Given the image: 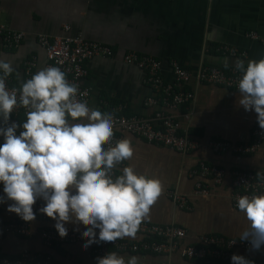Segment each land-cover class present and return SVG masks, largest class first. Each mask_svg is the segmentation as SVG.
<instances>
[{"label":"crops","instance_id":"1","mask_svg":"<svg viewBox=\"0 0 264 264\" xmlns=\"http://www.w3.org/2000/svg\"><path fill=\"white\" fill-rule=\"evenodd\" d=\"M0 24L25 34L20 47L0 52V59L14 70L9 75L15 85L23 83L24 62L32 55L37 60L35 72L46 67V52L38 41L40 34L81 36L110 45L114 55L88 59L87 74L82 79L91 89L88 105L102 111L145 117H153L162 110L170 113L161 104L146 102L157 93L147 83L144 70L124 62V53L128 51L161 60V73L167 82L175 79L171 59L190 71L191 78L184 88L194 93V99L171 113L181 129L197 139V148L184 153L117 129L114 133L119 139H130L133 148V155L119 168L130 165L136 172L161 181V193L150 207L148 218L142 222L184 228L182 245L196 244L201 236L210 234L239 240L248 221L233 203L232 173L236 169L264 173V154L258 151L239 157L233 152L219 153L212 149L210 142L215 139L251 142L257 123L255 113L237 105V90L199 82L196 73L203 65L225 68L227 63L225 69H229L237 58L247 61L264 54V44L248 35L256 31L264 36V0H0ZM65 26H69V30ZM222 44L236 46L247 55L225 54L219 49ZM10 119L21 121L13 115ZM203 163L224 170L220 183L194 173ZM198 182L208 185L210 192L196 193ZM172 191L186 196L187 207L179 206L170 194ZM12 221L25 222L7 212L5 205H0V223L6 225ZM26 223L29 234L0 228L3 256L18 257L29 251L34 255L49 254L60 264L96 263L98 256L94 250L103 242L85 249L82 242L86 237H83L80 241L48 246L41 238V229H54V221L36 216ZM66 226L80 233L79 229L87 225ZM143 238L136 233L118 241L135 242ZM108 251H115L125 259L135 255L140 264H230L215 259H189L179 252L157 254L114 247H109ZM233 251L249 259L264 260V251L243 247Z\"/></svg>","mask_w":264,"mask_h":264},{"label":"clouds","instance_id":"2","mask_svg":"<svg viewBox=\"0 0 264 264\" xmlns=\"http://www.w3.org/2000/svg\"><path fill=\"white\" fill-rule=\"evenodd\" d=\"M233 68L239 74L237 105L254 112L264 130V54L247 61L237 58ZM13 71L0 59V205L25 222L33 221L37 213L46 215L60 238L67 235L68 224L87 225L79 229L86 237L85 249L135 236L162 186L158 178L130 165L118 168L133 155V148L128 138L112 142V112L78 99V84L70 83L57 66L38 70L18 92L5 85ZM19 107L25 118L11 120ZM256 175L264 179L259 172ZM38 200L42 206L34 212ZM236 208L248 221L239 240L247 241L252 251L261 250L264 192L239 196ZM95 259L96 264H140L137 256L125 259L115 251ZM230 264L254 261L233 253Z\"/></svg>","mask_w":264,"mask_h":264},{"label":"built area","instance_id":"3","mask_svg":"<svg viewBox=\"0 0 264 264\" xmlns=\"http://www.w3.org/2000/svg\"><path fill=\"white\" fill-rule=\"evenodd\" d=\"M69 30V26H65ZM24 32L13 30L0 24V52L4 49L15 50L23 42ZM249 37L264 44V36L256 31L248 33ZM38 41L41 47L45 49L47 66H57L66 74V79L70 83L78 84L77 98L85 100L89 104L91 89L82 83V79L87 74L85 63L88 59L94 57L110 58L114 55V49L105 43L85 39L81 36L63 35L50 36L40 34ZM219 49L225 53L236 57H246L247 53L241 51L236 46L228 44L220 45ZM124 62L134 65L146 72V81L156 91V95L147 98V103L152 105L161 104L168 112L158 111L153 117H145L141 115L126 116L117 112H112L114 119L113 138L114 143L119 137L114 130L120 129L134 135L143 137L144 139L156 144L169 146L181 152L192 151L197 148L198 141L192 137L187 131L181 129L180 124L172 110L177 109L181 105L187 104L194 99V93L184 88V84L191 78V73L184 68L177 60L171 59L175 79L174 82H167L161 73L162 61L152 55L142 54L137 51H128L125 53ZM37 60L35 56H31L24 62V79L23 82L35 73ZM197 80L203 83L216 84L218 86L237 90L238 72L231 66L225 69L219 66H201L196 73ZM6 87L11 90L16 88L19 91L20 85H15L9 75L5 80ZM24 108L19 107L13 110L16 118L24 119ZM253 140L249 143H234L230 140L215 139L210 142L215 152H233L239 157L245 154L261 151L264 154V130H261L256 123L253 131ZM124 161L118 165L122 166ZM199 172L203 177H210L215 183H220L224 177V170L215 166L203 163ZM264 178V173L259 172ZM233 203L236 206V200L239 196L260 194L264 192V179H258L257 173L250 170L236 169L233 171ZM210 188L206 184L198 182L196 185V193L208 194ZM175 201L181 207H187V198L177 192L170 193ZM42 206V202H36L33 205V211L36 212L38 207ZM43 219L48 217L44 214L37 213ZM0 228L6 232H17L20 234H29L26 222L17 223L12 221L9 224H1ZM137 234L144 236L143 239L135 242H103L94 250V254L98 257L103 256L109 247L122 250L143 251L151 253H174L179 252L183 257L194 258L199 260H223L230 262V256L235 253L233 249L236 247L249 248L247 241H239L234 238H228L223 235H203L196 244L182 245V239L186 234V230L174 224H153L141 222ZM41 238L48 245L61 244L67 242L80 241L83 237L77 231L68 229L65 237L60 238L52 228H42ZM112 245V246H110ZM259 251H264V247ZM254 264H264V260L251 259ZM0 264H56L51 255H34L29 251H24L18 257H7L0 253ZM96 264V263H95ZM161 264H172L163 262Z\"/></svg>","mask_w":264,"mask_h":264},{"label":"trees","instance_id":"4","mask_svg":"<svg viewBox=\"0 0 264 264\" xmlns=\"http://www.w3.org/2000/svg\"><path fill=\"white\" fill-rule=\"evenodd\" d=\"M185 68V67H184ZM21 121L23 120L22 118L20 119ZM190 134V133H189ZM193 137V136H192ZM54 262L56 263V264H60V263H57L55 260H54Z\"/></svg>","mask_w":264,"mask_h":264},{"label":"water","instance_id":"5","mask_svg":"<svg viewBox=\"0 0 264 264\" xmlns=\"http://www.w3.org/2000/svg\"><path fill=\"white\" fill-rule=\"evenodd\" d=\"M124 55H125V53H124Z\"/></svg>","mask_w":264,"mask_h":264}]
</instances>
